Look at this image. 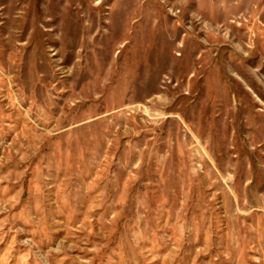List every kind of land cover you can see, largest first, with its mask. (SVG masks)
<instances>
[{"label": "rangeland", "instance_id": "374dc122", "mask_svg": "<svg viewBox=\"0 0 264 264\" xmlns=\"http://www.w3.org/2000/svg\"><path fill=\"white\" fill-rule=\"evenodd\" d=\"M0 264H264V0H0Z\"/></svg>", "mask_w": 264, "mask_h": 264}]
</instances>
